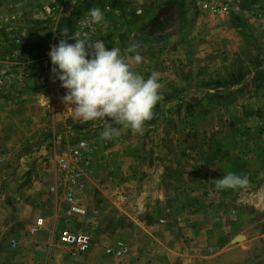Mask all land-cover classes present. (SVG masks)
Masks as SVG:
<instances>
[{"label": "rangeland", "instance_id": "1", "mask_svg": "<svg viewBox=\"0 0 264 264\" xmlns=\"http://www.w3.org/2000/svg\"><path fill=\"white\" fill-rule=\"evenodd\" d=\"M74 33L159 73L142 133L68 110L48 53ZM228 172L248 185L217 190ZM64 228L90 250L58 244ZM0 264H264V0H0Z\"/></svg>", "mask_w": 264, "mask_h": 264}, {"label": "clouds", "instance_id": "2", "mask_svg": "<svg viewBox=\"0 0 264 264\" xmlns=\"http://www.w3.org/2000/svg\"><path fill=\"white\" fill-rule=\"evenodd\" d=\"M89 15L94 24L106 22L100 7L91 8ZM62 32L66 35L68 30ZM70 39L75 42L61 38L48 53L51 73L66 90L63 101L68 110L74 111L81 124L112 118L116 125L142 133L145 122L154 118V108L162 99L159 73L152 71L145 78L132 69L126 59L128 53H134L136 64L142 62V56L135 51L136 45L122 54L119 48H106L99 39H80L76 33ZM119 135L120 129L110 124L102 131L101 139L110 141ZM248 183L246 176L233 172L215 179L217 190L244 188Z\"/></svg>", "mask_w": 264, "mask_h": 264}, {"label": "built area", "instance_id": "3", "mask_svg": "<svg viewBox=\"0 0 264 264\" xmlns=\"http://www.w3.org/2000/svg\"><path fill=\"white\" fill-rule=\"evenodd\" d=\"M74 153L76 154L75 155L76 162L77 163L81 162L82 158L78 157V152L75 150ZM75 169H76L75 175L76 176L80 175L81 172L80 168H75ZM66 203L68 206L65 213L68 217L76 216L84 212V209L82 208L78 198H76L74 193L72 192L68 193V195L66 196ZM42 222L43 219L41 217L37 218L36 224L38 226H40ZM56 242L78 253L88 252L92 244L91 237L89 234L82 231L71 230L69 228L58 230L56 234ZM126 251H127V247L121 242H118L114 247L107 248V253L113 254L116 257L122 256Z\"/></svg>", "mask_w": 264, "mask_h": 264}, {"label": "crops", "instance_id": "4", "mask_svg": "<svg viewBox=\"0 0 264 264\" xmlns=\"http://www.w3.org/2000/svg\"><path fill=\"white\" fill-rule=\"evenodd\" d=\"M76 216H78V215H76ZM71 217H73V216H71ZM37 218H39V217H37ZM41 218L43 219V222H42V224L40 226H38L36 224V220L37 219L34 222V229L35 230L33 231V233H34L33 239H38L39 241H45L46 240V235H47L46 234L47 228L45 226L48 224L49 217L42 216ZM13 245H15V242H13Z\"/></svg>", "mask_w": 264, "mask_h": 264}]
</instances>
